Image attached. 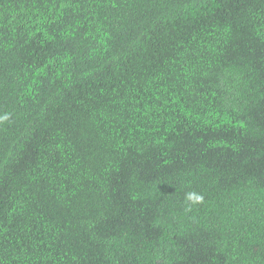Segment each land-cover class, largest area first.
<instances>
[{
    "label": "trees",
    "instance_id": "trees-1",
    "mask_svg": "<svg viewBox=\"0 0 264 264\" xmlns=\"http://www.w3.org/2000/svg\"><path fill=\"white\" fill-rule=\"evenodd\" d=\"M5 112L0 264H264V0H0Z\"/></svg>",
    "mask_w": 264,
    "mask_h": 264
},
{
    "label": "clouds",
    "instance_id": "clouds-1",
    "mask_svg": "<svg viewBox=\"0 0 264 264\" xmlns=\"http://www.w3.org/2000/svg\"><path fill=\"white\" fill-rule=\"evenodd\" d=\"M6 122H11V113L5 112L0 114V126ZM184 201L186 206L190 209L192 206L202 204L204 202V195L195 190L187 191L184 194Z\"/></svg>",
    "mask_w": 264,
    "mask_h": 264
}]
</instances>
